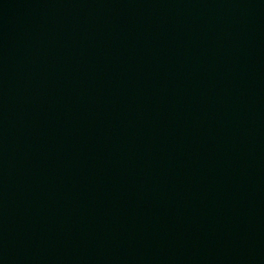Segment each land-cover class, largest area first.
I'll return each mask as SVG.
<instances>
[{
    "label": "water",
    "instance_id": "1",
    "mask_svg": "<svg viewBox=\"0 0 264 264\" xmlns=\"http://www.w3.org/2000/svg\"><path fill=\"white\" fill-rule=\"evenodd\" d=\"M0 264H264V0H0Z\"/></svg>",
    "mask_w": 264,
    "mask_h": 264
}]
</instances>
